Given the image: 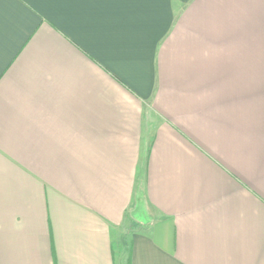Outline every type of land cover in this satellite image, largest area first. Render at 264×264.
Here are the masks:
<instances>
[{"label": "crops", "instance_id": "obj_1", "mask_svg": "<svg viewBox=\"0 0 264 264\" xmlns=\"http://www.w3.org/2000/svg\"><path fill=\"white\" fill-rule=\"evenodd\" d=\"M123 251L264 264V0H0V264Z\"/></svg>", "mask_w": 264, "mask_h": 264}, {"label": "water", "instance_id": "obj_2", "mask_svg": "<svg viewBox=\"0 0 264 264\" xmlns=\"http://www.w3.org/2000/svg\"><path fill=\"white\" fill-rule=\"evenodd\" d=\"M128 216L135 222L141 225H147L153 221V215L148 209L144 187H143V177L140 176L139 183L137 185L135 201L133 207L129 210ZM125 251L122 252L118 259V264H123V259L125 256Z\"/></svg>", "mask_w": 264, "mask_h": 264}, {"label": "rangeland", "instance_id": "obj_3", "mask_svg": "<svg viewBox=\"0 0 264 264\" xmlns=\"http://www.w3.org/2000/svg\"><path fill=\"white\" fill-rule=\"evenodd\" d=\"M128 228H129V225H128Z\"/></svg>", "mask_w": 264, "mask_h": 264}]
</instances>
